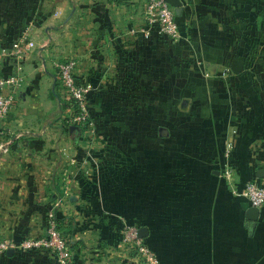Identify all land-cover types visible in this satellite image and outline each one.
I'll return each mask as SVG.
<instances>
[{
    "label": "crops",
    "instance_id": "crops-1",
    "mask_svg": "<svg viewBox=\"0 0 264 264\" xmlns=\"http://www.w3.org/2000/svg\"><path fill=\"white\" fill-rule=\"evenodd\" d=\"M180 1L170 39L142 36L144 0H0L3 72L29 30L24 81L0 121V238L42 234L52 209L71 264H138L118 246L125 223L146 227L161 264H264V201L249 227L252 205L221 175L228 161L242 187L264 168V89L247 92L238 76L235 5L246 0ZM69 57L90 88L93 132L66 124L57 65ZM0 264L57 261L13 251Z\"/></svg>",
    "mask_w": 264,
    "mask_h": 264
},
{
    "label": "built area",
    "instance_id": "built-area-1",
    "mask_svg": "<svg viewBox=\"0 0 264 264\" xmlns=\"http://www.w3.org/2000/svg\"><path fill=\"white\" fill-rule=\"evenodd\" d=\"M140 30L145 38L152 34L170 39L178 38L181 31L174 6L167 0H144ZM28 38L29 30L26 27L19 34L14 49L11 51L15 60L12 70L5 73L0 66V121L13 107L15 91L24 81L22 56L23 50L27 47ZM57 74L72 104V111L66 117V124H75L86 131L93 132L95 122L89 111L90 88L77 73L76 58L69 57L59 62ZM3 144L5 143H0V146ZM230 145L231 143L227 142L226 152L229 151ZM221 175L234 193L248 198L250 205L259 207L263 203L264 176L250 177L242 187H239L236 170L228 161L224 163ZM138 228L135 224H123L118 246L125 251L132 252L138 264H161L155 252L139 236ZM8 248L21 252L47 250L54 255L57 264H71L69 237L62 232L52 209L46 214L45 229L42 234L27 235L18 240L11 237L0 238V256L5 255Z\"/></svg>",
    "mask_w": 264,
    "mask_h": 264
},
{
    "label": "trees",
    "instance_id": "trees-1",
    "mask_svg": "<svg viewBox=\"0 0 264 264\" xmlns=\"http://www.w3.org/2000/svg\"><path fill=\"white\" fill-rule=\"evenodd\" d=\"M261 7L262 4L260 0H246L241 5H237V4L235 5V15L240 20V22H242L244 26L242 30V34L238 40V51L242 55H244L246 60V66H248V67H244L243 70H241L238 73L240 79L239 84L243 88L249 89V91H251L253 88L251 83L252 75L249 67L252 66L251 64L254 62V57L257 53V50L255 49L256 47H255L254 37L257 27L256 18L259 11L261 10ZM175 13L177 15L179 14L176 12V9H175ZM247 59L249 60V64H247ZM62 232L66 234L63 230ZM69 243L70 246H72L71 239H69Z\"/></svg>",
    "mask_w": 264,
    "mask_h": 264
},
{
    "label": "rangeland",
    "instance_id": "rangeland-1",
    "mask_svg": "<svg viewBox=\"0 0 264 264\" xmlns=\"http://www.w3.org/2000/svg\"><path fill=\"white\" fill-rule=\"evenodd\" d=\"M260 1H262V0H260ZM263 3H264V0H263ZM23 29L24 28L22 27L21 30L19 31V34L21 33V31ZM260 32H261V35H260L261 38H258V40L256 41L257 43L255 44V47H256L255 49L257 50V53L254 57V62L251 64L252 66H250L251 68L249 67V69L251 71V75H252V72L254 73V78H255V79L252 78L251 83L254 82L255 86L257 85V86L262 87L264 89V29H262ZM247 64H249L248 59H247ZM246 67H248V66H246ZM183 80L184 79H182L180 76L176 78V82H180ZM191 82L195 83L196 79H192ZM192 83H190V84H192ZM248 91H249V89H247V92ZM247 92H245V93L249 97V93H247Z\"/></svg>",
    "mask_w": 264,
    "mask_h": 264
},
{
    "label": "water",
    "instance_id": "water-1",
    "mask_svg": "<svg viewBox=\"0 0 264 264\" xmlns=\"http://www.w3.org/2000/svg\"><path fill=\"white\" fill-rule=\"evenodd\" d=\"M167 1L172 6L175 7L177 13L180 12L181 7H182V2L180 0H167ZM69 129H70V131H72L73 129L80 130V126H78V125H70L69 126ZM6 146H7V143L0 146V156L3 153V150H4V148ZM259 170H261V171H259V173H258L259 175L258 176H264V168L263 169H259ZM258 212H259V208L257 206H249V208L247 209V217H248V220H249V222L247 223V225L249 227H252L253 226V224H254V222H255V220L257 218ZM138 234L141 237L145 236V234H146V227L145 226H140L138 228ZM6 252L8 254H11V253H13V249L12 248H8Z\"/></svg>",
    "mask_w": 264,
    "mask_h": 264
},
{
    "label": "bare ground",
    "instance_id": "bare-ground-1",
    "mask_svg": "<svg viewBox=\"0 0 264 264\" xmlns=\"http://www.w3.org/2000/svg\"><path fill=\"white\" fill-rule=\"evenodd\" d=\"M72 125H75V124H72ZM70 126V125H69Z\"/></svg>",
    "mask_w": 264,
    "mask_h": 264
}]
</instances>
